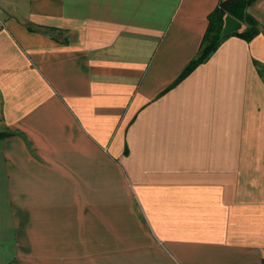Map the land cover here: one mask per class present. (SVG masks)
<instances>
[{
  "label": "crops",
  "instance_id": "0c3cea01",
  "mask_svg": "<svg viewBox=\"0 0 264 264\" xmlns=\"http://www.w3.org/2000/svg\"><path fill=\"white\" fill-rule=\"evenodd\" d=\"M221 1L0 0V264H264V0L170 88Z\"/></svg>",
  "mask_w": 264,
  "mask_h": 264
},
{
  "label": "trees",
  "instance_id": "16d2710c",
  "mask_svg": "<svg viewBox=\"0 0 264 264\" xmlns=\"http://www.w3.org/2000/svg\"><path fill=\"white\" fill-rule=\"evenodd\" d=\"M256 0H223L209 17V25L204 35L198 56L188 65L183 74L170 87L172 88L191 73L197 66L206 62L229 36H223L225 18L232 16L242 23L241 29L230 36H238L246 41H251L260 34L258 21L247 12V8ZM259 72L264 76V70ZM169 88V89H170ZM10 132L0 131V140L10 136Z\"/></svg>",
  "mask_w": 264,
  "mask_h": 264
},
{
  "label": "water",
  "instance_id": "95a60500",
  "mask_svg": "<svg viewBox=\"0 0 264 264\" xmlns=\"http://www.w3.org/2000/svg\"><path fill=\"white\" fill-rule=\"evenodd\" d=\"M241 27L242 23L236 18L229 15L225 18L223 36H230L232 33L241 29Z\"/></svg>",
  "mask_w": 264,
  "mask_h": 264
}]
</instances>
